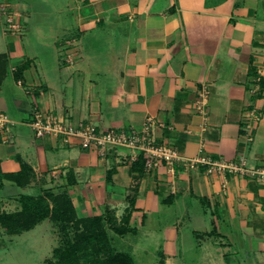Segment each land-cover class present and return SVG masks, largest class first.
Here are the masks:
<instances>
[{"label": "crops", "instance_id": "0c3cea01", "mask_svg": "<svg viewBox=\"0 0 264 264\" xmlns=\"http://www.w3.org/2000/svg\"><path fill=\"white\" fill-rule=\"evenodd\" d=\"M3 5L0 113L11 122L0 128V170L17 172L22 159L34 178L26 186L3 179L1 211L19 209L18 187L39 192L56 176L66 184L70 172L81 214L110 208L135 227L121 236H133L132 255L151 254L156 264L161 256L165 264H264V95L251 97L264 79V0ZM9 16L19 31L9 29ZM204 92L203 116L196 101ZM35 109L100 129L138 131L152 118L155 140L186 159L203 154L239 168L171 171L161 162L135 176L141 150L109 146L101 154L62 136L38 137Z\"/></svg>", "mask_w": 264, "mask_h": 264}, {"label": "trees", "instance_id": "16d2710c", "mask_svg": "<svg viewBox=\"0 0 264 264\" xmlns=\"http://www.w3.org/2000/svg\"><path fill=\"white\" fill-rule=\"evenodd\" d=\"M257 83L260 87L252 94V98L264 95V79L260 77ZM146 160V153L140 152L131 165V171L136 173L135 176L144 173ZM19 161L21 168L17 172L3 173L0 170V182L8 179L19 186L31 183L34 178L31 166L22 159ZM75 182L73 175L68 172L66 184L70 186ZM49 200L53 204L52 207ZM18 201L19 209L11 212L0 210V225L9 234L31 230L48 218L54 223L59 222L63 231L66 228L68 230L72 224L73 229L75 228L74 232L69 229L65 238L53 249V257L47 259L46 264H138L130 252L118 250L113 244V236L110 232L123 236L135 231V227L129 225L127 221L119 222L114 210L107 208L92 217H78L69 191L56 193L49 189L46 192L41 190L40 194L22 193ZM89 251H91L90 255H94L93 258H88ZM81 254L84 257L83 261ZM158 264H165L163 256Z\"/></svg>", "mask_w": 264, "mask_h": 264}, {"label": "built area", "instance_id": "2783aa9c", "mask_svg": "<svg viewBox=\"0 0 264 264\" xmlns=\"http://www.w3.org/2000/svg\"><path fill=\"white\" fill-rule=\"evenodd\" d=\"M0 12L5 13L4 7L0 6ZM9 29L16 32L19 22L13 19L12 16L7 18ZM207 96L204 92L200 99L196 101V110L201 115H206ZM11 120L6 114L0 113V128L6 126ZM152 118H148L141 130H124L109 128L99 132L96 131L92 122L80 121L77 124L71 123L62 116H58L52 112L35 109L30 125L34 133L38 137L45 135L62 136L64 139L76 140L82 147L94 148L101 154H104L109 146H126L133 149H139L146 153L147 167L158 166L164 162L169 170L173 171L177 164L183 165L185 168L194 167L201 163L208 166L210 171L216 170L224 172L225 170H236L239 168L234 162H228L224 159L213 158L212 156L200 155L192 160L186 159L176 147L167 144L159 143L153 136ZM264 176V168L258 171Z\"/></svg>", "mask_w": 264, "mask_h": 264}, {"label": "rangeland", "instance_id": "374dc122", "mask_svg": "<svg viewBox=\"0 0 264 264\" xmlns=\"http://www.w3.org/2000/svg\"><path fill=\"white\" fill-rule=\"evenodd\" d=\"M1 7H4V11H5L4 14H6L7 17L8 15L7 13H9L7 7L5 5ZM19 30H20V25L18 26L17 31ZM58 116H62V115L59 114ZM92 123L95 126L97 132L104 130V129H100V127L97 126L94 122ZM127 131H130V129ZM58 178L56 176V181L53 180L49 186L43 187L41 188V190L46 192V190L49 189L56 193H61L65 191L68 192L69 186L65 184L64 181ZM17 189L20 191H24L25 193L31 192V194H38V193L40 194L41 191L39 190V192L32 193L33 191L32 189H28V188L22 189L20 187H18ZM71 198H72V204L75 208L76 215L78 217H82V216L92 217L96 215V214L87 215L85 213L81 214L79 208H77L78 206L77 203H75L74 198L72 196ZM49 204L52 207L53 204L50 200H49ZM19 208H20V203H19ZM72 225H70L71 226L70 228L71 231L74 232L75 228L73 229ZM69 229L67 230L66 228V230L63 231V229L61 228V224L59 222L54 223V221L49 218L45 219V221L43 220L42 223L40 222L33 229L18 234H9L5 232L3 227H1L0 225V231H1L0 264H46V260L53 257V249L59 245V243L62 241L63 238H65ZM110 233L113 236V244L118 250L132 253L133 250L131 247L128 246L127 243L128 241L131 240V238H133L132 235H129L125 237V239H122L121 236L114 234L113 231ZM89 247H93V246H89ZM90 252L91 251H89L88 258H93L94 255H90ZM133 256L136 262L139 264H156L157 261L155 256H151V254L149 255L147 253L141 255L139 254V252H136V254H133ZM80 257L81 260L83 261L84 257L82 256V254L80 255Z\"/></svg>", "mask_w": 264, "mask_h": 264}]
</instances>
